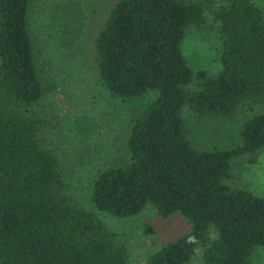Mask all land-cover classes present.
<instances>
[{"label": "trees", "instance_id": "1", "mask_svg": "<svg viewBox=\"0 0 264 264\" xmlns=\"http://www.w3.org/2000/svg\"><path fill=\"white\" fill-rule=\"evenodd\" d=\"M31 0H0V264H127L125 249L67 193L53 118L38 109L54 89L37 71ZM212 16L215 71L193 70L182 51L189 29ZM92 66L114 98L154 92L125 140L126 160L95 173L91 202L124 219L151 208L190 229L146 264H251L264 247V198L235 183L234 161L264 151V113L238 125L231 149L200 150L181 111L231 119L264 101V15L250 0H115L93 37Z\"/></svg>", "mask_w": 264, "mask_h": 264}, {"label": "rangeland", "instance_id": "2", "mask_svg": "<svg viewBox=\"0 0 264 264\" xmlns=\"http://www.w3.org/2000/svg\"><path fill=\"white\" fill-rule=\"evenodd\" d=\"M115 0H31L29 23L37 49V71L50 77L54 89L43 96L38 109L53 118L56 135L50 140L61 158L68 195L94 212L123 246L127 264H146L148 256L190 229L180 215L161 218L151 208L119 219L97 211L91 202L95 173L126 160L125 140L132 119L154 98V92L131 100L112 97L92 66L93 37L102 27ZM220 0H216L219 2ZM264 15V0H250ZM201 30L189 29L182 51L193 70L215 71L220 41L212 16L205 12ZM183 107L187 136L200 150L231 149L239 143L243 119L264 113V101L243 109L231 119L199 118ZM235 183L264 198V151L256 163L234 161ZM196 249L188 264H198ZM251 264H264V247L250 256Z\"/></svg>", "mask_w": 264, "mask_h": 264}]
</instances>
